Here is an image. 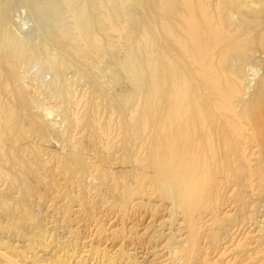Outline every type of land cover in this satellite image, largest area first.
<instances>
[{
	"label": "rangeland",
	"instance_id": "rangeland-1",
	"mask_svg": "<svg viewBox=\"0 0 264 264\" xmlns=\"http://www.w3.org/2000/svg\"><path fill=\"white\" fill-rule=\"evenodd\" d=\"M247 1L237 17L253 18L244 29L264 18V0ZM114 2L125 33L111 31L98 6L107 50L88 47L78 58L67 47L64 55L74 57L62 84L38 48L0 80V264H264L260 146L235 145L243 152L203 168L208 177H183L177 162L158 171L150 154L158 139L139 132L140 101H130L133 88L118 76L145 0ZM9 6L11 28L37 43L42 32L29 1ZM246 46L235 70L240 95L249 98L264 77V52ZM52 52L62 57L58 45Z\"/></svg>",
	"mask_w": 264,
	"mask_h": 264
},
{
	"label": "bare ground",
	"instance_id": "bare-ground-1",
	"mask_svg": "<svg viewBox=\"0 0 264 264\" xmlns=\"http://www.w3.org/2000/svg\"><path fill=\"white\" fill-rule=\"evenodd\" d=\"M28 1L42 32L37 43L11 28L7 11L12 0H0V80L4 73H15L22 67L31 52L35 57L36 48L57 71L59 84L65 81L66 66L74 57L64 55L67 47H72L78 58L88 47L106 51L104 46L109 43H99L102 38L98 32L105 31L98 6L104 8L109 29L125 33L124 23L114 20L115 16L121 20L120 13H115V0ZM242 2L251 6L247 0H145L141 21L118 62V76L133 88L130 93L135 96L130 95V101L135 97L140 101L135 119L139 132L147 134V139L149 134L158 139L150 153L158 171L167 162H177V173L183 177H208L201 174L203 168L218 159L226 165V160L243 152L235 145L243 146L247 141L260 146L264 158V77L254 94L245 98L237 84L240 72L235 70L241 59H236L237 55L249 51L246 43H257L264 52V18L253 28H242V21L253 19L237 18ZM63 8L74 21V33L65 27ZM62 39L72 43L65 44ZM56 45L61 58L52 52ZM21 79L14 77V81ZM137 89L141 92L136 95ZM246 130L249 135H245ZM240 155L248 159L245 153ZM183 164L191 167L188 172L183 171ZM194 206L185 207L189 216Z\"/></svg>",
	"mask_w": 264,
	"mask_h": 264
}]
</instances>
